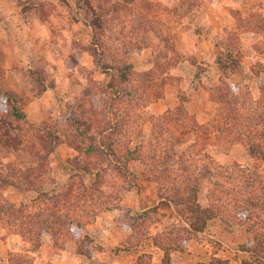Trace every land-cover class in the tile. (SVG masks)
<instances>
[{
    "label": "rangeland",
    "instance_id": "1",
    "mask_svg": "<svg viewBox=\"0 0 264 264\" xmlns=\"http://www.w3.org/2000/svg\"><path fill=\"white\" fill-rule=\"evenodd\" d=\"M113 1L122 6L103 18V33L98 35L104 53L100 66L90 53L96 40L93 30L74 0H9L3 6L0 88L19 98L28 123L20 126L26 141L27 132L36 127L59 135L49 162L58 189L65 188L74 173L75 157L85 158L71 147L86 143L76 132L77 127L85 128L78 122L112 124L114 128L103 140L113 143L121 159L128 151L133 152V159L127 163L131 174L126 182L105 176L111 179L110 185L117 183L104 188L102 199L107 207H101L79 233H71L57 245L42 234L35 248L0 221V264H10L9 254L15 252L32 256L33 264H163L164 252L152 239L165 237L171 225H179L184 218L175 209L159 208L142 226L152 239L138 244L130 240L128 224L131 214L158 204L156 184L145 179L153 152L161 159L185 151L198 160L200 147L190 148L197 142V133L186 130V119L177 110L181 102L183 112L199 124H209L219 108L210 88L216 91L227 85L250 116L257 121L259 115L264 116V0H145L157 4L153 14L142 0ZM142 25L151 26L148 33L142 32ZM217 27V50L197 43L194 32L207 37L211 33L204 30ZM141 39L148 46L138 49L133 44ZM197 46L206 56H199ZM104 65L108 66L105 70ZM211 135L205 150L216 163L258 166L264 171L263 154L255 158L243 145L220 144L215 142L214 131ZM257 136L255 129L249 131L248 144L257 142ZM8 159L26 166L31 157L20 151ZM111 173L118 176L114 169ZM95 179V173L83 177L87 187ZM209 188L210 183L201 180L202 206L207 205ZM0 195L15 207L30 204L35 197L15 186L0 188ZM259 234L264 240V229ZM253 241L245 225L225 224L216 218L188 240L183 251H170V264H208L216 259L244 264L251 255L241 248H251Z\"/></svg>",
    "mask_w": 264,
    "mask_h": 264
},
{
    "label": "trees",
    "instance_id": "2",
    "mask_svg": "<svg viewBox=\"0 0 264 264\" xmlns=\"http://www.w3.org/2000/svg\"><path fill=\"white\" fill-rule=\"evenodd\" d=\"M74 1L84 11L89 20L88 25L93 30V38L96 40L91 43L90 53L99 65L104 55L98 36L103 33V18H107L112 12L117 13L122 5L113 0H90L86 5L78 0ZM142 1L149 14L155 13L157 4ZM150 27L142 25V32L148 33ZM162 41L167 43L169 39L163 38ZM133 45L138 49L148 46L142 39ZM101 67L105 70L108 66ZM213 90L214 88H210L211 98L219 108L211 123H197L192 116L183 112L182 102L177 109L186 119V130L197 133V142L190 148L200 147L198 160H194L185 151L180 154H165L161 159L153 152L149 157L152 165L149 176H145V179L156 184L158 204L131 214L128 224L132 235L130 240L136 239L138 244L142 239L151 238L150 233L142 229L149 216L156 214L162 207L175 209L184 220L178 221L179 225L172 224L165 237L151 238L153 245L164 252L163 264L171 263L170 251H183L184 244L204 232L210 221L216 218H220L225 224L245 225L254 235V244L251 248H241L251 255V260H244V264H264V240L262 234H259L264 229V171H260L258 166L251 169L238 163L218 164L205 150L212 141L211 132L214 131L217 143L230 146L239 143L255 158L258 153L264 155V116L259 115L258 121L250 116L248 113L251 112L244 110L240 98L231 94L227 85L214 90V94ZM0 103L3 112L0 116V188L15 186L35 194L30 204H20L19 207H15L0 195V221L7 225L11 233L18 234L35 248L38 247L42 234H48L57 245L60 240L65 241L71 233L77 234L85 224L91 223L101 207H107L106 200L102 197L104 188H109L111 179L105 176L109 175L114 180L119 177V180L126 182L131 174L127 163L133 159L130 155L133 152L128 151L126 158L121 159L113 143L103 140L105 134L114 128L112 124L99 126V120L85 124L78 122L77 124H82L85 128L77 127L76 132L86 143L80 142L71 147L77 151V155L85 158L79 161L78 156L75 157L77 163L74 173L69 177L66 187L58 189L59 186L50 175L49 162L59 144V135L47 128L36 127L29 129L27 133L30 138L26 141L20 126L28 123L25 113L19 107L17 95L0 88ZM94 113L92 112V116ZM253 129L257 131L258 139L257 142L251 141L248 144L247 133ZM20 151L27 152L31 157L26 166L8 159L11 153ZM113 169L118 176H113ZM93 173L96 179L92 186L87 187L83 177ZM203 179L210 183L206 206L199 202L200 182ZM46 185L50 188H45ZM115 185L117 183L110 186ZM9 263L33 264V257L27 253H10ZM208 264H227V261L216 259Z\"/></svg>",
    "mask_w": 264,
    "mask_h": 264
},
{
    "label": "crops",
    "instance_id": "3",
    "mask_svg": "<svg viewBox=\"0 0 264 264\" xmlns=\"http://www.w3.org/2000/svg\"><path fill=\"white\" fill-rule=\"evenodd\" d=\"M9 0H0V17H2V16H5V11H4V8H3V6H4V4L6 3V2H8ZM209 4V3H208ZM189 30L188 31H192L191 29H190V27L188 28ZM187 30V29H186ZM202 30H204V29H202ZM204 32L207 34L208 32L209 33H211V34H209L207 37H204V35H198V34H196L195 32H194V36H195V38L197 39V43H199V44H201V45H205L206 46V48H212V49H214V50H217V47H216V43H215V37H216V35H218L219 33H220V28H215V29H211V30H204ZM185 34V33H184ZM183 34V35H184ZM198 48H199V46H197V51H198V53H199V56H202V57H204V56H206L205 55V52H203L202 50H198ZM241 58V57H240ZM242 59V61H244L245 60V57H242L241 58ZM242 63V62H241ZM236 72V71H235ZM237 73V72H236ZM238 74V73H237ZM44 94V93H43ZM40 99H41V101H43V96L41 95V97H40Z\"/></svg>",
    "mask_w": 264,
    "mask_h": 264
}]
</instances>
